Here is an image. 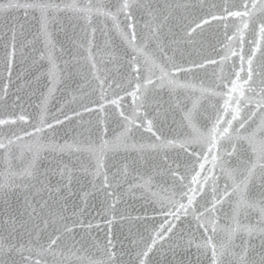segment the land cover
<instances>
[{"label": "snow or ice", "instance_id": "obj_1", "mask_svg": "<svg viewBox=\"0 0 264 264\" xmlns=\"http://www.w3.org/2000/svg\"><path fill=\"white\" fill-rule=\"evenodd\" d=\"M20 10L25 22H7ZM0 18V264H68L86 250L76 229H93L97 196L107 230L88 264H156L165 248H194L196 264H264V0H6ZM52 27L70 45L55 58ZM37 54L51 64L49 86L30 111L13 73ZM55 92L64 103L52 113ZM66 124L76 127L52 148V184L40 151ZM137 192L155 215L129 216L125 195ZM72 196L84 207L69 215ZM118 218L147 233L127 251Z\"/></svg>", "mask_w": 264, "mask_h": 264}, {"label": "water", "instance_id": "obj_2", "mask_svg": "<svg viewBox=\"0 0 264 264\" xmlns=\"http://www.w3.org/2000/svg\"><path fill=\"white\" fill-rule=\"evenodd\" d=\"M6 0H0V3H5ZM153 2H156V0H153ZM160 3H163V0H159ZM38 15V14H37ZM122 19V18H121ZM16 20H19L21 23L25 22V17L23 15V10L20 11H14L12 16L9 17L8 21L9 23H15ZM4 21L2 18H0V24H2ZM26 27H28L32 32H35L38 24L36 23L35 19H32V17L27 18V24ZM50 31L52 32V44L55 46L53 49H51V54L55 58L60 55V46L61 44L64 45L65 49H68L70 47L68 38L65 36L64 31H61L59 27H52L50 28ZM71 33L69 32V35ZM113 39L116 40L117 44L119 43V37L115 34L112 36ZM37 47L43 48V42L41 44L37 45ZM69 59V56L67 52L63 54V59H56V64L58 67H63V60ZM51 68V64L47 59L45 60H39L38 54H37V61L35 64L32 63V60L29 58L25 62H17L15 66V71L13 73V80L16 79L17 75L21 76V80L19 83L22 86H25L26 88V107L31 111L36 105H39L41 102V94L47 95L48 92V86H49V70ZM3 76V66L0 65V77ZM39 78L38 80L36 78ZM25 80H31L32 81V87L27 88L26 85H24ZM55 97L49 98V108L52 113H55L56 107L60 103H64V101L61 99L62 93L61 92H55L53 94ZM70 99V97H69ZM164 99H167V96L164 97ZM76 127V125H69L66 124L63 127H58L57 131L54 134H49L51 144H49V141H44L45 147L41 149L40 151V158H39V166H40V172L47 173L48 178L51 180L52 184H56L57 180H59V176L53 175L51 173V169L55 167L56 161L60 158V152L53 151L52 148L54 146L62 145L65 141L71 140L72 136V128ZM67 133V135H66ZM65 161L69 159L67 154L64 155ZM74 159V158H73ZM0 171H3L2 168H0ZM43 179V177H42ZM45 183H47L45 181ZM79 186H77V189ZM34 191H40V194L45 196L47 198V193L43 192L40 189H35ZM26 193H14L10 194L9 200L13 203H16V205L19 207L20 204L23 202V196ZM141 194L139 192L136 193L137 198H133L130 195H125V200L127 203L123 206V208L127 209V213L130 217L135 218L136 216H142L147 213L149 217L155 215L151 207L148 205V203L145 200L138 199V197ZM29 199L31 200V195L29 196ZM100 197L97 196V199L92 200L90 199L88 201L89 208H88V215L87 219L93 223V229L89 232H85L84 230L77 228L76 229V239L81 240L85 239L88 241V244L86 246V250H81L77 253V256L71 257L68 261V264H88L89 259H100L101 253L99 251L100 246L105 242V232L106 227L103 224V222L100 219V216L98 215V201ZM36 200H39V196H36ZM79 204L81 207H84V202L77 198V196H72L69 200L68 204V214H71L72 210V204ZM3 201L0 200V209L3 208ZM159 219V217H157ZM259 216H257L255 213L253 214L251 218V223L253 226H259ZM99 223L100 228H95V224ZM131 227V233L129 231ZM140 233H143L145 236L147 233H144L143 228H140L138 225H135L134 220H128L119 222L113 225V234L118 241L117 247L119 248L122 244L124 249L127 251L134 247L133 244L129 243V237L133 241L140 239ZM92 245H96V247H93ZM253 245L256 248L257 256L260 252V245L261 241L258 236L253 238ZM77 249L80 248V245H76ZM78 257V258H77ZM129 257L127 255L124 256L125 262H127ZM154 260L156 261V264H196L197 256L195 249L193 248L191 251H183L180 249H177L175 253L168 251L166 248L162 250V252L158 253Z\"/></svg>", "mask_w": 264, "mask_h": 264}]
</instances>
